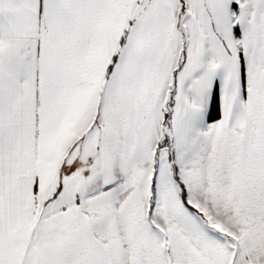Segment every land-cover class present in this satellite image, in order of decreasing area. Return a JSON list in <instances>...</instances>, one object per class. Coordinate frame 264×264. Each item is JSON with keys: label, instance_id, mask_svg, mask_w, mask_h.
Instances as JSON below:
<instances>
[{"label": "snow or ice", "instance_id": "1", "mask_svg": "<svg viewBox=\"0 0 264 264\" xmlns=\"http://www.w3.org/2000/svg\"><path fill=\"white\" fill-rule=\"evenodd\" d=\"M0 264H264V0H0Z\"/></svg>", "mask_w": 264, "mask_h": 264}]
</instances>
